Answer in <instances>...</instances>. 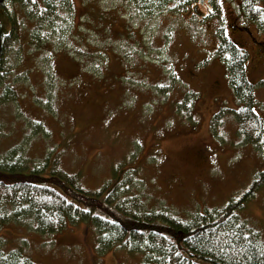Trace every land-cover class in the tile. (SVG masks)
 <instances>
[{
	"label": "rangeland",
	"instance_id": "1",
	"mask_svg": "<svg viewBox=\"0 0 264 264\" xmlns=\"http://www.w3.org/2000/svg\"><path fill=\"white\" fill-rule=\"evenodd\" d=\"M68 3L42 28L43 48L28 41L31 24L19 15L17 32L27 42L11 56L12 76L0 80V156L15 151L34 165L56 163L88 189L120 186L148 209L171 208L181 217L220 207L249 187L264 170V144L257 149L237 132L238 101L215 34L221 25L249 54L246 71L264 120V58L252 59V37L264 41V33L241 17L242 0L221 2L220 16L204 2L153 19L127 0ZM6 84L13 86L10 101ZM254 195L242 215L264 235V186ZM30 226L8 223L0 237L6 250L20 249L35 264L141 260L124 250L98 251L84 223L51 236Z\"/></svg>",
	"mask_w": 264,
	"mask_h": 264
},
{
	"label": "trees",
	"instance_id": "2",
	"mask_svg": "<svg viewBox=\"0 0 264 264\" xmlns=\"http://www.w3.org/2000/svg\"><path fill=\"white\" fill-rule=\"evenodd\" d=\"M69 1L0 0L1 83L5 84L12 76L15 64L11 56L14 51L19 53L16 45L27 42L17 32L19 15L31 24L28 41L38 39V48H43L49 43L40 37L42 28L45 23H54L60 10H68L72 4ZM127 1L141 17L148 19L170 11L180 15L194 3L203 2L220 16V3L224 2ZM260 2L264 4V0H242L240 8L245 18L264 33V8L257 5ZM10 5L14 13L9 12ZM215 34L216 55L224 63L227 80L238 101L237 110L232 112L238 124L237 132L247 143L260 149L264 144V120L256 110L260 104L246 71L249 54L225 37L222 26L215 29ZM256 47L253 64L255 56L264 57V42ZM47 55L46 64L52 66L49 51ZM4 89L7 91L4 101L12 100L13 86L6 84ZM5 155L0 156V231L11 222L29 223V229L51 236L68 225L84 223L93 228L98 251L124 250L139 255L138 264H264V235L242 215L248 201L264 186V170L256 171L250 186L230 196L220 207H206L202 213L194 211L181 217L171 208L148 209L138 197L121 193L120 186L109 192L107 187L88 189L79 175L59 170L56 163L47 168L30 163L15 151ZM0 264L35 263L20 249L6 250L0 237Z\"/></svg>",
	"mask_w": 264,
	"mask_h": 264
},
{
	"label": "flooded vegetation",
	"instance_id": "3",
	"mask_svg": "<svg viewBox=\"0 0 264 264\" xmlns=\"http://www.w3.org/2000/svg\"><path fill=\"white\" fill-rule=\"evenodd\" d=\"M257 44V43H256ZM261 44V43H260ZM264 58V57H263ZM261 65V64H260Z\"/></svg>",
	"mask_w": 264,
	"mask_h": 264
}]
</instances>
